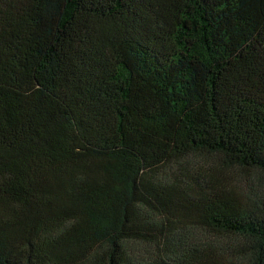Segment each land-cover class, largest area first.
<instances>
[{"label":"trees","instance_id":"trees-1","mask_svg":"<svg viewBox=\"0 0 264 264\" xmlns=\"http://www.w3.org/2000/svg\"><path fill=\"white\" fill-rule=\"evenodd\" d=\"M0 264H264V0H0Z\"/></svg>","mask_w":264,"mask_h":264}]
</instances>
